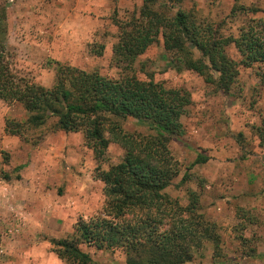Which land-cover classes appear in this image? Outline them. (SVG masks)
Listing matches in <instances>:
<instances>
[{"label":"rangeland","instance_id":"obj_1","mask_svg":"<svg viewBox=\"0 0 264 264\" xmlns=\"http://www.w3.org/2000/svg\"><path fill=\"white\" fill-rule=\"evenodd\" d=\"M142 0H0L6 26L10 69L19 77L50 86L58 63L115 77L119 72L112 46L116 21L137 12ZM259 9L250 17L264 18V0H180L179 8L199 20L225 22V33H236L242 21H228L233 5ZM227 52L239 61L233 46ZM162 38L136 59L140 79L152 78L166 87L190 92L191 105L181 118L182 132L168 148L178 174L164 191L181 205L190 192L198 212L220 236L183 264H264V61L240 64L228 91L216 88L193 70L168 64ZM19 103L0 99V264H65L51 251L52 238L72 235L79 217L102 212L104 184L98 169H107L124 154L110 142L96 158L82 132L54 130L55 118L38 127L28 125ZM23 124L20 135L5 130V120ZM128 132L151 133L143 123L127 119ZM197 155L204 163L193 164ZM15 191L17 196H15ZM91 264H125L122 249L82 246Z\"/></svg>","mask_w":264,"mask_h":264},{"label":"trees","instance_id":"obj_2","mask_svg":"<svg viewBox=\"0 0 264 264\" xmlns=\"http://www.w3.org/2000/svg\"><path fill=\"white\" fill-rule=\"evenodd\" d=\"M179 4L180 0H142L137 12L116 21L112 52L117 76L58 63L48 87L10 69L4 10H0V99L19 103L31 127L55 118L54 130L82 132L98 159L110 142L124 151L119 162L97 170L104 184L101 214L79 217L71 236L50 239L51 251L65 264H91L83 245L98 250L120 248L125 264H183L204 242H210L214 251L219 246L216 226L198 212L195 192H190L189 203L181 205L164 191L178 174L168 144L182 132L181 118L192 102L190 92L166 87L150 77L140 79L133 65L161 37L172 68L193 70L217 89L228 91L240 64L264 61V18L250 17L259 11L257 7L233 5L228 21H242L235 34L225 33L227 20H199ZM229 46L240 54L239 61L229 56ZM127 119L143 123L152 132L124 130L122 122ZM5 130L20 135L23 124L6 119ZM257 130L264 139V127ZM206 160L197 155L193 164Z\"/></svg>","mask_w":264,"mask_h":264},{"label":"crops","instance_id":"obj_3","mask_svg":"<svg viewBox=\"0 0 264 264\" xmlns=\"http://www.w3.org/2000/svg\"><path fill=\"white\" fill-rule=\"evenodd\" d=\"M18 194H16V191H15V196H17Z\"/></svg>","mask_w":264,"mask_h":264}]
</instances>
